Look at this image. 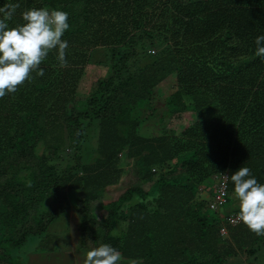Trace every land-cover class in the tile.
<instances>
[{
  "label": "trees",
  "instance_id": "obj_1",
  "mask_svg": "<svg viewBox=\"0 0 264 264\" xmlns=\"http://www.w3.org/2000/svg\"><path fill=\"white\" fill-rule=\"evenodd\" d=\"M14 3L10 27L30 8L67 12L69 47L67 67L50 52L42 77L33 73L0 98V264H24L28 244L54 251L61 238L48 226L72 209L84 254L107 243L120 264H264V236L229 222L238 201L222 177L246 166L264 183V61L255 55L264 0H0V7ZM99 47L108 50L106 72L81 88ZM168 79L174 90L161 99ZM187 112L194 118L178 132L171 122ZM41 143L48 150L39 152ZM67 148L73 160L60 163ZM121 163L133 179L106 205L100 197ZM216 194L224 200L212 209Z\"/></svg>",
  "mask_w": 264,
  "mask_h": 264
},
{
  "label": "clouds",
  "instance_id": "obj_2",
  "mask_svg": "<svg viewBox=\"0 0 264 264\" xmlns=\"http://www.w3.org/2000/svg\"><path fill=\"white\" fill-rule=\"evenodd\" d=\"M19 6L14 3L0 7V98L15 93L20 86L34 79L33 73L42 77L45 70L40 66L50 52H56L60 67L68 65L66 50L69 44L62 37L70 28L69 14L59 9L34 7L22 12L24 23L10 27L8 22ZM255 45V55L264 61V35L255 38ZM224 176L226 181L230 178L234 183L233 197L238 201L237 216L229 214L228 217L235 216L249 231L264 236V183H259L246 166L230 177L224 172ZM223 227L226 228L225 224ZM120 262V251L104 243L87 251L83 264Z\"/></svg>",
  "mask_w": 264,
  "mask_h": 264
},
{
  "label": "rangeland",
  "instance_id": "obj_3",
  "mask_svg": "<svg viewBox=\"0 0 264 264\" xmlns=\"http://www.w3.org/2000/svg\"><path fill=\"white\" fill-rule=\"evenodd\" d=\"M107 56L108 50L105 47H99L95 52L92 51L91 58L86 65L81 80V88H90L91 83L106 72V64H103L102 62L107 59ZM145 61L149 62V59H146ZM142 62H144V60ZM173 84L174 81L171 79L165 80L159 84L157 92L159 91L161 99H164L174 90L172 87ZM142 113L143 111L140 112V114ZM193 118L194 115L191 113L188 114L187 112L184 114L183 119H175V123L171 122V126H174V129H177L179 132ZM38 149L39 152L48 150L45 143H41ZM60 151L63 153L59 152L62 154V158H59L60 163H65L66 160L64 158L66 157H71L73 160L71 149L67 148L65 152L62 150ZM47 153H49V151H47ZM119 169L120 173L118 174V178L111 183L106 184L104 192L100 197V202H103L106 205L113 203L117 196L122 195L124 193V188L127 187L133 179V175H130L129 171H127V165L121 163ZM211 182L212 180L209 181V183ZM202 194L208 195L207 192H202ZM135 199L137 200V197H135ZM81 222V218L77 216L75 209H72L59 217L54 223H51L48 226L47 230L48 233L59 235L61 238V241L56 245L55 250L51 252H47L46 250L38 251L33 249L31 244L24 245V247L20 249L25 254L24 264H83L86 253L84 254L83 251L77 249V245L80 243V235L77 226ZM124 223L125 226L128 225V221H124ZM21 258H23V256Z\"/></svg>",
  "mask_w": 264,
  "mask_h": 264
},
{
  "label": "built area",
  "instance_id": "obj_4",
  "mask_svg": "<svg viewBox=\"0 0 264 264\" xmlns=\"http://www.w3.org/2000/svg\"><path fill=\"white\" fill-rule=\"evenodd\" d=\"M222 186H224V184H222ZM224 200V197L221 195V194H216L214 197H213V200L210 202V207L212 209H217L218 205L222 203V201ZM230 222L235 224L236 222H238L237 218L233 215L229 216L228 217ZM221 233H223L225 231V227L221 228Z\"/></svg>",
  "mask_w": 264,
  "mask_h": 264
}]
</instances>
